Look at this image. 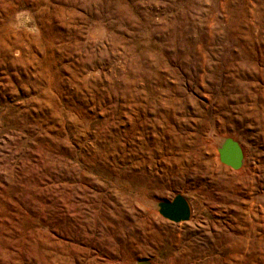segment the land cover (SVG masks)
<instances>
[{
  "label": "rangeland",
  "instance_id": "obj_1",
  "mask_svg": "<svg viewBox=\"0 0 264 264\" xmlns=\"http://www.w3.org/2000/svg\"><path fill=\"white\" fill-rule=\"evenodd\" d=\"M141 259L264 264V0H0V264Z\"/></svg>",
  "mask_w": 264,
  "mask_h": 264
},
{
  "label": "water",
  "instance_id": "obj_2",
  "mask_svg": "<svg viewBox=\"0 0 264 264\" xmlns=\"http://www.w3.org/2000/svg\"><path fill=\"white\" fill-rule=\"evenodd\" d=\"M220 160L232 168H239L243 160V152L239 144L231 139L223 147L220 146ZM187 203L180 195L173 198L172 202L162 203L160 213L169 220L179 222L188 217Z\"/></svg>",
  "mask_w": 264,
  "mask_h": 264
},
{
  "label": "bare ground",
  "instance_id": "obj_3",
  "mask_svg": "<svg viewBox=\"0 0 264 264\" xmlns=\"http://www.w3.org/2000/svg\"><path fill=\"white\" fill-rule=\"evenodd\" d=\"M97 27H98V26H97ZM99 27H100V28H95V29H93V31L91 32V35H101V34H103V33L106 31V29H105L104 26L99 25ZM101 27H103V28H101ZM231 139H233V138L230 137V138H224V139H222V140L220 141V145H221V147H223V145H225L227 141L230 142ZM233 140H234V139H233ZM241 150H242V149H241ZM242 152H243V151H242ZM154 206H155V208H156L159 212L162 211V203H161V202L155 204ZM144 260H146V259H141V260H140V264H150V263H148V262H145ZM151 264H153V263H151Z\"/></svg>",
  "mask_w": 264,
  "mask_h": 264
},
{
  "label": "flooded vegetation",
  "instance_id": "obj_4",
  "mask_svg": "<svg viewBox=\"0 0 264 264\" xmlns=\"http://www.w3.org/2000/svg\"><path fill=\"white\" fill-rule=\"evenodd\" d=\"M173 200V199H172ZM170 202H172V201H170ZM187 208H188V210H189V207H188V205H187ZM188 215H189V211H188Z\"/></svg>",
  "mask_w": 264,
  "mask_h": 264
}]
</instances>
